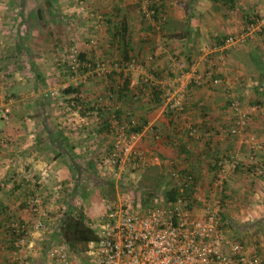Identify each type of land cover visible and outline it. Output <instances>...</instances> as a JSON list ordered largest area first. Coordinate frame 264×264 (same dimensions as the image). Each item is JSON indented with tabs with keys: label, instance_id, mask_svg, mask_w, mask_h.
<instances>
[{
	"label": "crops",
	"instance_id": "crops-1",
	"mask_svg": "<svg viewBox=\"0 0 264 264\" xmlns=\"http://www.w3.org/2000/svg\"><path fill=\"white\" fill-rule=\"evenodd\" d=\"M150 1L151 17L139 0H0V102L9 106V119L0 118V264H16L24 255L36 264L41 253L47 228L33 229L21 249L5 233L10 219L31 221L24 199L33 188L41 196L42 219L53 221L57 213L44 212L72 208L78 178L99 180L93 188L106 184L109 176L98 163L110 142L106 114L113 106L118 118L132 117L142 128L136 147L156 156L126 178L151 186L171 178L179 191L181 176L191 174L183 187L189 210L201 215L217 198L224 235L264 264V173L253 165L264 163V112L250 108L264 104V28L220 47L252 11L264 10V0ZM70 46L80 57L103 61V75L66 73L57 58ZM208 67L221 83L205 76L190 80L180 114L163 105L155 84ZM107 91L113 93L109 103ZM227 91L249 114L240 135L227 133ZM190 124L207 135H187ZM229 152L238 164L216 183L215 160ZM25 173L38 183L33 186Z\"/></svg>",
	"mask_w": 264,
	"mask_h": 264
},
{
	"label": "built area",
	"instance_id": "built-area-1",
	"mask_svg": "<svg viewBox=\"0 0 264 264\" xmlns=\"http://www.w3.org/2000/svg\"><path fill=\"white\" fill-rule=\"evenodd\" d=\"M150 3V0H139L140 10L147 17L154 13ZM263 27L264 10L252 11L244 20L242 30L226 34L220 42V47L239 44L247 32L261 30ZM219 55L220 58L223 57L222 52ZM57 64H64L72 73H78L80 70L105 71L102 62L80 57L73 46L60 54ZM173 67V63L167 64L170 70H174ZM204 76L209 78L213 85L222 82L213 68L208 67L200 74L188 72V75L183 77L176 72L175 76L164 84H155L160 90L163 105L174 114L182 113L186 84L190 80L198 82ZM226 95L230 110L227 133L240 135L245 130L249 114L241 109L238 99L231 92L227 91ZM112 99V91H107L106 102L109 103ZM115 108L116 106L109 108L106 114L111 138L109 145L103 148L98 166L103 174L123 181L131 173L146 167L156 156L136 147L142 128L136 127L132 117L118 118ZM250 108L264 112L263 103L255 102ZM0 118L5 121L9 119V106L6 102H0ZM186 133L192 137L207 135L191 124L187 126ZM154 136L157 137V134ZM215 164V182L220 183L226 173L236 167L238 160L233 152H229L225 156H217ZM253 165L257 173H264V163L253 162ZM24 176L33 186L38 183L33 174L25 173ZM191 182V174L181 176L183 187H189ZM183 187H180L179 195L172 199L155 195L147 200L138 199L132 202V199L125 195L122 198L103 200L102 208L91 224L94 239L87 243L84 252L86 258L73 254L66 241L61 239L48 246L43 264H231L233 260L241 264H261L259 257L246 256L240 241L224 235L219 223L221 206L217 198L204 204L201 215H195L187 207V193ZM24 204L31 214V221L10 219L5 224L6 235L18 249L25 245L33 229L46 228V221L41 217L44 208L37 189L33 188L25 197ZM16 264L31 263L24 255Z\"/></svg>",
	"mask_w": 264,
	"mask_h": 264
},
{
	"label": "rangeland",
	"instance_id": "rangeland-1",
	"mask_svg": "<svg viewBox=\"0 0 264 264\" xmlns=\"http://www.w3.org/2000/svg\"><path fill=\"white\" fill-rule=\"evenodd\" d=\"M264 28V27H263ZM67 51V50H66ZM65 51V52H66ZM64 53V52H63ZM58 57V56H57ZM92 60V59H90ZM95 61V60H93ZM98 62H102V64L104 65L103 67L106 69V66L104 64L103 61H98ZM61 65V64H58ZM63 67L65 69V65L63 64ZM66 72V70H65ZM95 72V71H92ZM105 71L102 72H95L99 75H103ZM69 75L71 74H75L72 72H66ZM79 73V72H78ZM81 100V99H80ZM66 104H69V102H64ZM261 163V162H260ZM88 167L90 168L91 166H89V163H87ZM90 165L93 164L90 163ZM93 171L95 172V167L93 169ZM98 176V175H97ZM103 181L106 179L107 182H105L106 184H102V187H94L93 186L95 184H97L99 182V180L97 182L94 178H92V180H90L88 177H81L78 178L77 183H76V188H77V193L76 195H73V207L70 209H65V210H55L54 212L51 211H47L45 214H51L54 215L55 213H57L56 218L46 222V228L47 230L45 231L44 229V237L41 239V243L39 244V252L40 255H37L36 257V264H40L41 263V259L42 263L44 262V253L46 251V249L48 248V246L56 241H59L61 239H63V225L59 223V219H60V215H58V213H60L61 215L66 211L67 215L69 216V218L73 219V218H81L83 220V223L86 224L88 226V228L91 230V224L93 223V221L95 220L96 216L98 215V213L100 212L101 208H102V201L103 200H111L117 197H121L127 195L129 199H132V202L137 201L138 199H148V197H153L155 195H160V196H164V190H167L164 188L167 187V184H173L174 186H178V181H173L171 178H168L167 180L161 181L160 184L156 183L155 186H151V185H142L139 183V181H133L134 178H132V181H129L128 179H126V183L124 184H117L115 182H113L112 178L110 177H100ZM105 178V179H104ZM100 179V182L102 181ZM128 180V181H127ZM116 185L115 190H113L112 184ZM93 188V189H91ZM164 188V189H163ZM167 188H172V187H167ZM178 196V195H177ZM151 200V199H150ZM45 211V210H44ZM92 231V230H91ZM89 242V241H88ZM87 242V243H88ZM87 243L84 247L80 248L79 250H72L73 254H75L76 256H81L84 259L86 258L84 255V252L87 248ZM82 258V259H83Z\"/></svg>",
	"mask_w": 264,
	"mask_h": 264
},
{
	"label": "trees",
	"instance_id": "trees-1",
	"mask_svg": "<svg viewBox=\"0 0 264 264\" xmlns=\"http://www.w3.org/2000/svg\"><path fill=\"white\" fill-rule=\"evenodd\" d=\"M174 188L175 186L164 190L167 198L172 199L179 195V191ZM59 223L64 226L62 229L63 240L66 241L71 250L77 251L84 247L88 241L94 239L93 230L91 229V231L81 218H69L66 211L60 216Z\"/></svg>",
	"mask_w": 264,
	"mask_h": 264
}]
</instances>
